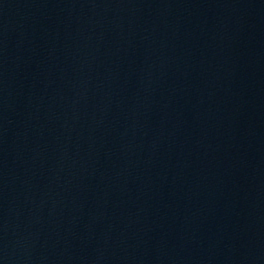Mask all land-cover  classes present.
<instances>
[{
    "label": "water",
    "instance_id": "1",
    "mask_svg": "<svg viewBox=\"0 0 264 264\" xmlns=\"http://www.w3.org/2000/svg\"><path fill=\"white\" fill-rule=\"evenodd\" d=\"M0 264H264V0H0Z\"/></svg>",
    "mask_w": 264,
    "mask_h": 264
}]
</instances>
